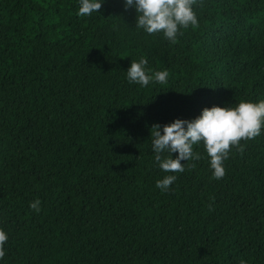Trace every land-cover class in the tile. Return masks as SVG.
I'll return each mask as SVG.
<instances>
[{
	"label": "trees",
	"instance_id": "1",
	"mask_svg": "<svg viewBox=\"0 0 264 264\" xmlns=\"http://www.w3.org/2000/svg\"><path fill=\"white\" fill-rule=\"evenodd\" d=\"M77 9L0 0V264H264V128L220 179L193 145L165 192L151 150L156 124L264 100V0H195L175 43L123 0ZM141 56L166 83L129 84Z\"/></svg>",
	"mask_w": 264,
	"mask_h": 264
},
{
	"label": "clouds",
	"instance_id": "2",
	"mask_svg": "<svg viewBox=\"0 0 264 264\" xmlns=\"http://www.w3.org/2000/svg\"><path fill=\"white\" fill-rule=\"evenodd\" d=\"M105 0H77V16L87 17L98 13ZM195 0H123L125 10L136 12V29L146 34H162L163 38L175 43L180 29L197 24L193 10ZM147 59L141 56L131 59L125 71L129 84L146 87L150 82L164 84L167 70L150 71L146 68ZM264 128V100H240L233 107L214 105L205 107L194 119L177 118L161 126L151 128V150L159 169L166 173L156 180L155 187L161 192L169 190L176 180V173L185 171L184 165L189 160H199V152L193 151V145L203 144L208 157L211 177L220 179L225 175L223 162L228 159L230 147L242 150L241 140H251L261 134ZM173 153H177L173 158ZM186 161V163H181ZM40 201L29 203V207L39 211ZM8 239L0 230V244ZM4 252L0 250V258Z\"/></svg>",
	"mask_w": 264,
	"mask_h": 264
}]
</instances>
